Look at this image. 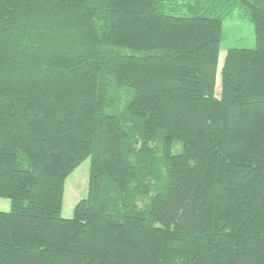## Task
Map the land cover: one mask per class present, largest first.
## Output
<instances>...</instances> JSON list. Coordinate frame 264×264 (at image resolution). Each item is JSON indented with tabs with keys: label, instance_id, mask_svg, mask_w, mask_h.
I'll list each match as a JSON object with an SVG mask.
<instances>
[{
	"label": "trees",
	"instance_id": "1",
	"mask_svg": "<svg viewBox=\"0 0 264 264\" xmlns=\"http://www.w3.org/2000/svg\"><path fill=\"white\" fill-rule=\"evenodd\" d=\"M0 198V264H264V0H0Z\"/></svg>",
	"mask_w": 264,
	"mask_h": 264
},
{
	"label": "rangeland",
	"instance_id": "2",
	"mask_svg": "<svg viewBox=\"0 0 264 264\" xmlns=\"http://www.w3.org/2000/svg\"><path fill=\"white\" fill-rule=\"evenodd\" d=\"M255 46L252 24L242 16V12L236 10L227 16L222 23L221 50L218 57V73L222 66L224 57L228 49L244 48L252 49ZM216 94L220 90L219 75H217ZM179 148V145H177ZM88 160L81 163L75 171L66 179L62 216L70 218L75 204L86 197L88 184ZM0 202L5 204V208L0 211L6 212L9 209V200L1 199ZM5 209V210H3Z\"/></svg>",
	"mask_w": 264,
	"mask_h": 264
},
{
	"label": "crops",
	"instance_id": "3",
	"mask_svg": "<svg viewBox=\"0 0 264 264\" xmlns=\"http://www.w3.org/2000/svg\"><path fill=\"white\" fill-rule=\"evenodd\" d=\"M0 208H5V204L0 202ZM3 210H5V209H3Z\"/></svg>",
	"mask_w": 264,
	"mask_h": 264
}]
</instances>
